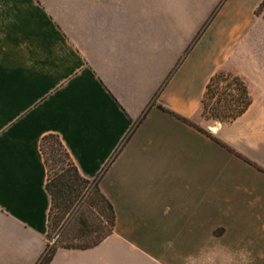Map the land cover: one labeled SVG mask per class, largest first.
<instances>
[{"label":"crops","instance_id":"1","mask_svg":"<svg viewBox=\"0 0 264 264\" xmlns=\"http://www.w3.org/2000/svg\"><path fill=\"white\" fill-rule=\"evenodd\" d=\"M263 3L0 0V264L50 243L49 134L116 213L49 264H264ZM219 71L250 85L232 122L203 117Z\"/></svg>","mask_w":264,"mask_h":264},{"label":"trees","instance_id":"2","mask_svg":"<svg viewBox=\"0 0 264 264\" xmlns=\"http://www.w3.org/2000/svg\"><path fill=\"white\" fill-rule=\"evenodd\" d=\"M221 4L216 8L211 18L201 29V32L197 36L196 40L204 32L208 24L217 14ZM263 7L264 3L260 6L257 13H261ZM252 103L253 97L249 90L248 84L241 75L219 71L211 77L209 83L207 84L203 97V116L207 120L213 119L218 122H232L242 116L250 108ZM177 116L183 121L189 122L187 118L180 115ZM195 126L203 133L210 135L208 131L197 125ZM51 138H56L58 144L66 150V156L71 162L68 167H65L63 163L65 161H63L59 157V154L55 151H53L55 164L58 166H60V164L62 165L58 170H56V168L51 165L50 159L44 150L45 141ZM42 150L45 155L49 173L47 189L52 198L50 221L53 211L56 208L62 209L63 215L60 218L63 219L65 214L71 213L77 207L80 209L90 202H95V199L97 198L104 200L111 211V218L109 221H107L109 227L107 231L100 238H98V240L85 246L51 245L49 243L45 252L37 262V264H49L54 258L59 246L89 248L100 244L106 237L113 233L116 224V213L113 205L100 189L99 178L90 180L82 176L79 169L73 162L69 152L57 135L49 134L45 136L42 141Z\"/></svg>","mask_w":264,"mask_h":264},{"label":"rangeland","instance_id":"3","mask_svg":"<svg viewBox=\"0 0 264 264\" xmlns=\"http://www.w3.org/2000/svg\"><path fill=\"white\" fill-rule=\"evenodd\" d=\"M262 12L264 13V7ZM243 78L245 79V77ZM245 81L247 82L246 79ZM205 119H203L202 125L197 126L208 131L206 128L208 122H206ZM209 121L215 122L213 119ZM44 150L50 159L51 165L54 166L56 170H58L62 164H60V166L55 164L53 151L58 153L59 157L65 161L63 162L65 167L71 164L66 156V150L58 144L56 138L45 141ZM62 215V209L56 208L53 211L49 230L50 244L85 246L98 240V238L107 231L109 227L107 221L111 218V211L104 200L97 198L95 202H90L80 209L77 207L71 213L65 214L63 219L60 218Z\"/></svg>","mask_w":264,"mask_h":264}]
</instances>
